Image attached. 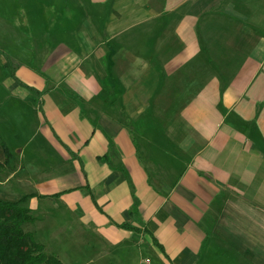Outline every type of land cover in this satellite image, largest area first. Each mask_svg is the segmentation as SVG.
Instances as JSON below:
<instances>
[{
    "label": "crops",
    "instance_id": "0c3cea01",
    "mask_svg": "<svg viewBox=\"0 0 264 264\" xmlns=\"http://www.w3.org/2000/svg\"><path fill=\"white\" fill-rule=\"evenodd\" d=\"M55 2L39 37L32 8L1 11V125L20 144L0 137V198L31 194L106 251L141 242L149 264H264V0Z\"/></svg>",
    "mask_w": 264,
    "mask_h": 264
},
{
    "label": "rangeland",
    "instance_id": "374dc122",
    "mask_svg": "<svg viewBox=\"0 0 264 264\" xmlns=\"http://www.w3.org/2000/svg\"><path fill=\"white\" fill-rule=\"evenodd\" d=\"M52 1H54L52 3ZM57 3L55 0H0V16L3 15L1 13L2 8H15V13L19 14L20 12H23L22 10H17V8H32L31 10V17L34 24H30L32 29L31 32L35 33L36 36L39 37V32L42 31L39 26V19L38 13L35 10L36 8H57ZM8 13L10 16H12V12L8 10ZM15 13H13V16H15ZM25 14V13H24ZM13 23L18 26V19L16 16L12 19ZM48 25L54 24V18L49 20ZM45 26V25H41ZM1 31V30H0ZM39 31V32H38ZM54 33L56 30H52ZM4 36L3 33L0 34V37ZM16 38L19 36H22L20 34V30L17 28L10 29L7 27L5 29V37L7 41H12V38ZM0 47H3L2 44H0ZM34 46H30V48H33ZM3 81V78L0 77V82ZM6 91H3V89L0 88V97L5 96ZM202 110H196L197 113H201ZM178 112V111H177ZM5 116H0V132L2 135L0 136L1 139H7V143L11 147V149L15 148L16 145L20 144L19 141H17L15 138L14 140H10L9 137H13L11 134H7L6 125H1L4 120ZM137 133V132H136ZM3 137V138H2ZM0 139V158L1 156L6 159V155L4 152L3 145L1 143ZM38 141H35L31 144L32 150L39 151L41 147L37 146ZM12 192H20L23 193L20 189H10ZM7 191L2 192L1 197L6 196ZM14 197H12L13 199ZM38 209L34 210V213L38 219L36 221L29 223L26 225V230L34 231L37 229L36 227H42L41 233L44 235L42 236L40 232L34 236L36 239L46 244L47 250L58 257H60L65 264H149V260L155 259V254L152 253L150 250L143 249L144 245L143 243L140 245L141 249L138 247V245L134 248L132 252V246L131 243H123L120 246H117V249H109L106 251V249H100L101 243L97 237H95L92 232L91 228H87V224L83 227L82 230L85 232L83 234H79V237L76 236V234L80 231V226H83V222L81 220H73L72 216H68L62 211L56 212L53 210L51 213L46 215V218L41 216L43 214V211L41 207L45 206L41 204V201H37ZM42 202H44L42 200ZM28 205V204H27ZM51 207V205H50ZM49 207V208H50ZM33 213V214H34ZM38 221H40L38 223ZM38 224V226H37ZM46 234V237H45ZM104 250V251H103ZM140 250V252L138 251Z\"/></svg>",
    "mask_w": 264,
    "mask_h": 264
},
{
    "label": "trees",
    "instance_id": "16d2710c",
    "mask_svg": "<svg viewBox=\"0 0 264 264\" xmlns=\"http://www.w3.org/2000/svg\"><path fill=\"white\" fill-rule=\"evenodd\" d=\"M6 160H0L1 173L8 168L12 157L10 148L1 140ZM0 198V264H64L60 257L51 254L44 243L39 242L26 225L36 221L27 199Z\"/></svg>",
    "mask_w": 264,
    "mask_h": 264
}]
</instances>
